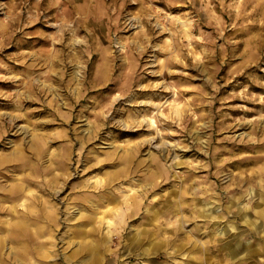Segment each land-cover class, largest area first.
I'll return each mask as SVG.
<instances>
[{"label":"rangeland","instance_id":"1","mask_svg":"<svg viewBox=\"0 0 264 264\" xmlns=\"http://www.w3.org/2000/svg\"><path fill=\"white\" fill-rule=\"evenodd\" d=\"M0 264H264V0H0Z\"/></svg>","mask_w":264,"mask_h":264}]
</instances>
